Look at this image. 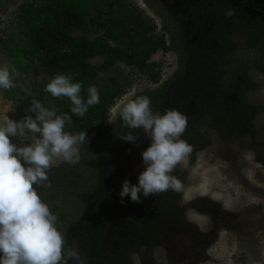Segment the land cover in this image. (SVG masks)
<instances>
[{"label": "trees", "instance_id": "trees-1", "mask_svg": "<svg viewBox=\"0 0 264 264\" xmlns=\"http://www.w3.org/2000/svg\"><path fill=\"white\" fill-rule=\"evenodd\" d=\"M127 1L26 0L15 17L16 33L10 34L1 42L2 51L15 70L24 75L34 70L46 75L49 80L60 73L71 76L73 82L82 84L81 95L87 98V89L89 86H96L99 72H108L118 64H124L147 73L150 60L157 53L168 51L165 38L156 35L155 24ZM228 9L235 11L231 18L224 15ZM185 10L193 25L188 41L198 55L210 51L213 60L198 61L200 71L194 79L187 72H181L161 90L139 96L153 99L150 100L153 110L161 112L174 108L192 119L197 118L188 121L181 137L191 146L192 156L211 144L202 130L207 125L219 134L223 142L241 143L244 137L250 136L252 144H257L253 125L259 109L247 103V94L256 92L258 86L248 76L251 63L246 55L254 54L257 57L254 60L255 67L264 72V65H261L264 61V0H199L194 5H186ZM89 11H93L94 15L89 16ZM87 19H90L91 24ZM74 31L83 34L102 32L103 36L90 40L85 35H72ZM110 40L117 41L118 45L112 46ZM95 57H102L104 60L99 67L90 63ZM218 58H221L220 66L216 65ZM219 68L224 72H220ZM217 73L219 79L214 80ZM151 78L158 82L157 76ZM204 81H216L224 96H235L237 102L228 108L211 106L207 102L210 93L202 88ZM44 87L45 85L39 87L35 98L23 95L16 88L7 90V94L15 102L29 108L33 100H38L45 107L55 108L59 114L67 113L71 116V123L66 125V130L71 133L83 131L87 136L96 135L98 139L113 137V127L109 125L110 110L125 92V87L115 76L108 77L104 90L98 92L100 102L91 106L83 118L70 112L71 105L67 97H53L44 91ZM189 99L198 102L201 107L195 115L189 112L186 105ZM205 114L209 118L203 125L200 121ZM28 115L34 114L30 112ZM140 132L141 130L135 132L136 138H142ZM124 146L122 141L120 148ZM70 166L66 162L57 168L55 173L48 176L46 183L50 187H40L37 191L49 205L50 211L57 216V227L64 235L66 245L73 238L78 240L75 245L81 250L87 264H131L130 258L121 259L120 253L126 254L141 247L151 249L159 246L162 239L158 230L162 224L172 218H184L186 208L172 203L180 199L179 192L169 189L153 194L147 198L153 202L156 215L150 219L137 218L135 211L129 210L125 214L124 223L127 233L120 241L117 253H104L103 241L113 222L111 211L100 217V222L94 217H99V210L106 207L107 189L112 185L116 188L117 184L112 180L113 183L110 184V178L102 170L99 187L92 190L90 203L94 208L89 207L88 211L87 207L80 222L70 221L67 211L58 204L60 190L66 187L63 182L67 174L56 177ZM170 174L178 176L183 183L184 175L176 166ZM69 185L76 187L77 183L69 181L67 187ZM68 225H72L69 234L64 232ZM72 231L76 232L74 237ZM69 246L72 248V244ZM69 264L75 263L70 260Z\"/></svg>", "mask_w": 264, "mask_h": 264}, {"label": "rangeland", "instance_id": "rangeland-1", "mask_svg": "<svg viewBox=\"0 0 264 264\" xmlns=\"http://www.w3.org/2000/svg\"><path fill=\"white\" fill-rule=\"evenodd\" d=\"M25 1L0 0V66H7L12 78L11 88L0 89V115H9L17 121L29 116V107L11 99L7 90L20 89L23 95L35 98L39 87L50 81L49 77L34 70L25 75L15 70L2 51L1 42L16 33L15 17ZM127 2L155 24L156 35L165 38L168 51H161L150 60L147 73L124 64L98 73L95 82L98 92L104 90L110 76L117 78L125 87V92L110 110L109 125L113 127V137L96 140L95 135H90L86 143L78 145L80 158L73 166L85 180V191L81 194V188H76L66 197L68 200L59 202L61 208L66 209L70 221L80 220L83 216L87 191L96 183L101 167L105 166L106 171L121 184L125 180L138 183V175L144 170L141 154L150 146L151 138L142 129L133 130L125 126L120 119V110L135 97L160 90L180 69L178 53L185 47L183 39L188 31L183 20L184 3L181 0ZM90 15H94V12L89 11ZM87 21L91 24L90 19ZM72 35H85L94 40L102 37L103 33L74 31ZM110 43L112 46L118 45L117 41L110 40ZM246 56L251 63L249 78L258 86L256 92L248 94V104L262 110L254 123L257 144H252L249 137L242 143L223 142L214 129L204 126L203 131L211 141L210 146L193 157L189 153L177 165L178 171L184 175L183 189L180 199L173 204L186 208L184 218H172L163 223L160 232L162 245L151 251L142 249L133 253L130 256L133 264H264V73L255 67L257 57L254 54ZM103 62L102 57L90 60L94 67H99ZM261 65H264V61ZM152 76H157L158 82L153 81ZM209 87L211 93L217 95V83H211ZM140 130L143 138L128 142V146L119 151L120 136L130 132L135 134ZM65 163L62 159H54L48 176ZM73 171L69 170L68 173H75ZM81 181L83 184V179ZM118 193L110 201L115 221L104 243V252H113L121 236L119 212L134 208L136 217L143 219L155 214L151 200L141 195L140 203H135L126 196L121 203Z\"/></svg>", "mask_w": 264, "mask_h": 264}, {"label": "clouds", "instance_id": "clouds-1", "mask_svg": "<svg viewBox=\"0 0 264 264\" xmlns=\"http://www.w3.org/2000/svg\"><path fill=\"white\" fill-rule=\"evenodd\" d=\"M234 14V9L224 13L226 18ZM11 87L8 67L0 66V89ZM81 89L80 82L63 73L54 75L44 87L53 97H67L70 112L83 118L100 100L95 86L88 87L87 98ZM28 111L34 115L19 121L0 115V264H69L70 260L87 264L78 247H66L57 216L37 191L50 187L46 182L54 159L69 164L79 161L78 145L86 143V132L67 131L71 116L59 114L38 100L32 101ZM119 115L125 126L142 129L151 138L150 146L141 154L145 168L138 175V183L123 182L118 193L121 203L126 196L140 203L141 195L149 197L169 189L181 192L182 182L170 173L192 151L181 138L188 124L187 114L174 108L163 114L153 112L150 99L138 96L125 103ZM120 137L126 142L136 139L131 132Z\"/></svg>", "mask_w": 264, "mask_h": 264}, {"label": "flooded vegetation", "instance_id": "flooded-vegetation-1", "mask_svg": "<svg viewBox=\"0 0 264 264\" xmlns=\"http://www.w3.org/2000/svg\"><path fill=\"white\" fill-rule=\"evenodd\" d=\"M199 0H181V2L182 3H184V8H183V10H184V12H183V20H184V24L187 26V28H188V31H187V35H186V37L183 39V41H184V44H185V47H184V49L182 50V51H180L179 53H178V57H179V71L176 73V75H175V77L172 79V80H174L175 78H176V76L178 75V74H180L181 72L183 73V72H187L188 73V76L191 78V79H194L196 76H197V74L199 73V71H200V64H199V62L198 61H202V60H213L212 59V53L210 52V51H208V52H205V53H203L202 55H198L196 52H195V49L191 46L192 45V43H190L189 41H188V39H187V37L189 36V33L192 31V28H193V25L191 24V21H190V17L188 16V12L185 10V7H186V5H194L196 2H198ZM174 1H171L170 3H173ZM196 58V60H194ZM220 59L221 58H218V60H217V62H216V65L217 66H220ZM190 62L191 63H193V64H190ZM219 70H220V72H224L222 69H220L219 68ZM261 72H263V71H261ZM264 73V72H263ZM248 76H249V70H248ZM217 79H219V76H218V73L215 75V78H214V80H217ZM171 80V81H172ZM204 80H206V79H204ZM211 83H216V81H210V82H207V81H204V85L202 86V88H203V91H206V92H209L210 93V97H209V99L207 100V102L211 105V106H217V108H219L220 109V106H222V107H224V108H228V106L229 105H233V104H235L236 102H237V100H236V98H235V96L234 97H225L224 96V94H223V92L220 90V88H219V92L217 91V95H214L213 93H211V90L209 89L210 87V84ZM162 89V87L160 88V90ZM159 91V90H158ZM249 93H252V92H249ZM248 93V94H249ZM248 94H247V97H248ZM150 100L151 101H153V99H151L150 98ZM247 103H249L248 102V98H247ZM186 105H188V110H189V112L192 114V115H195V113H198L199 111H200V105H198V102L196 103V102H194L193 100H191V99H189L188 100V104H186ZM252 106H254V105H252ZM222 107H221V109H222ZM259 109V111H258V115L261 113V109L260 108H258ZM153 110V109H152ZM191 110V111H190ZM153 112H158V113H161V114H163L165 111L163 110V111H161V112H159V111H156V110H153ZM258 115H257V117H258ZM256 117V118H257ZM208 115L207 114H205L204 115V117L202 118V121H200V122H202V124L204 125L205 123H206V121L208 120ZM192 118L191 117H188V121L190 122V121H194V120H197V118H193L192 120H191ZM199 119V118H198ZM256 120V119H255ZM254 123H255V121H254ZM202 125V126H203ZM254 126V125H253ZM211 128V127H210ZM213 129V128H212ZM202 130H203V127H202ZM254 130H255V128H254ZM256 131V130H255ZM142 136V138H143V135H141ZM256 136H257V132H256ZM95 137H96V135H95ZM247 137H249L250 139H251V137L250 136H246V137H244L243 138V140L245 139V138H247ZM138 139H142V138H139V137H137ZM98 138H96V140H97ZM101 140V139H100ZM243 140H242V142H243ZM252 140V139H251ZM122 141L124 142V144H125V146H124V148H126L127 146H128V142H126V141H124V140H121L120 141V144L118 145V148H120L121 147V143H122ZM241 142V143H242ZM124 148H120V150L119 151H122ZM206 149V148H205ZM201 152V151H200ZM199 153V152H198ZM197 153V154H198ZM190 154H191V152H190ZM196 154V155H197ZM192 155V154H191ZM193 157V156H192ZM144 165V164H143ZM178 165V164H177ZM177 165H176V167H177ZM144 168H145V166H144ZM177 169H178V167H177ZM69 170H74L73 172H75V173H73V174H69L68 173V171ZM102 170H104L103 172H104V174H107L108 175V177L110 178V184H112L113 182L115 183V184H117V187L115 188V186H110V188H108L107 189V191H106V195H105V198H106V207H105V209H100L99 210V213H98V215H100L99 217L98 216H95L94 218L98 221V222H100V217H103L104 215H105V213L107 212V211H111V218H112V220H113V222H112V224H111V228H110V231L108 232V235H107V238L103 241V245H102V251L104 252V250H103V246H104V243L106 242V240L108 239V237L110 236V233H111V231L113 230V228H114V221H115V214H114V212H113V209H112V206L110 205V201H111V199L113 198V197H115L116 196V194L121 190V187H122V184L117 180V178H115V177H113V176H111L107 171H106V167L105 166H103V167H101L99 170H98V178H97V180H96V183L94 184V186H93V188H89L90 190L89 191H87V193H88V197H87V202L85 203V206H84V211H83V215L85 214V211H86V208L88 207V211H89V207L90 208H94V205L93 204H91L90 203V200H91V198H92V190H94L95 188H97V187H99L98 185H99V181H100V177H101V175L103 174V172L102 173H100ZM78 171H76V167L74 168V166H73V164L70 166V168L68 167L65 171H63V172H60V174L58 175V176H56V177H58V178H60V177H62L64 174L63 173H65V174H67L66 176H65V180H64V182H63V184H65L66 185V187L64 188V189H62V190H60V195H61V198H60V200H62V201H64V200H68L66 197L67 196H69V194H72L73 192H75V189L76 188H78L79 190H80V188H81V194H83V192L82 191H85V188L83 187V185H84V183H85V180H84V178H83V176L81 177V175H79V177H76V175L78 174L77 173ZM180 172V171H179ZM99 174H100V176H99ZM170 175H172V174H170ZM71 176H73V177H71ZM172 176H175V175H172ZM177 178H178V176H177ZM76 179H78V181H76ZM81 179H83V184L81 183L82 181H81ZM184 179V178H183ZM113 182H112V181ZM69 181H73V182H76L77 183V186L75 187V185L72 187V185L70 186H68L67 187V182H69ZM70 190V191H69ZM180 193V192H179ZM144 198H146V199H148L147 197H144ZM60 200L58 201V204H59V202H60ZM150 200V199H149ZM174 201H172V203H173ZM89 203V204H88ZM153 203V202H152ZM60 205V204H59ZM62 206V205H61ZM152 207H154L153 206V204H152ZM129 210H134V208H131V209H129ZM129 210H122L121 212H119V215H118V217L120 218V220H121V222H120V224H119V227H120V229H121V236L118 238V242H117V245H116V247H115V249H114V251L113 252H104V253H110V254H116L117 253V250H118V246H119V244H120V241L126 236V233H127V229H125V227H124V223H125V219H126V217H125V214L129 211ZM65 211H66V209H65ZM156 215V213L154 214V216ZM185 215V214H184ZM135 216H136V212H135ZM154 216H152V217H154ZM83 217V216H82ZM82 217H81V219H82ZM152 217H149V219L150 218H152ZM110 218V217H109ZM80 219V220H81ZM80 220H77V222H80ZM90 219H87V221H89ZM171 220H173V219H171ZM162 225H164V224H162ZM71 228H72V225L71 226H67L65 229H64V232L65 233H67V234H69V231L71 230ZM161 229H162V226H161V228L158 230V233H159V235H160V237H161V239H162V236H161ZM72 233V236L74 237L75 236V234H76V232L75 231H72L71 232ZM76 242H79L78 240H76L75 238H73V239H71L70 240V242L69 243H67V245H66V247H68L69 249H70V246H69V244H72V247H77L76 245H75V243ZM162 243H163V239L161 240V244L159 245V246H156V247H153V248H151V249H148L147 247H141L139 250H134V251H132V252H128V253H126V254H121L120 253V255H119V257L121 258V259H123L124 257H129L130 258V261H131V264H133V262H132V259H131V255L133 254V253H138V252H140L142 249H146L147 251H151V250H153V249H156V248H159L161 245H162ZM78 249H79V247H78ZM79 251H80V253H81V250L79 249ZM74 262V261H73ZM75 263V262H74Z\"/></svg>", "mask_w": 264, "mask_h": 264}]
</instances>
